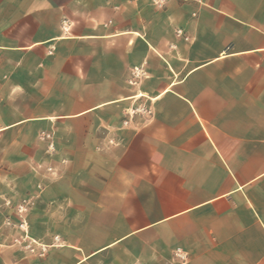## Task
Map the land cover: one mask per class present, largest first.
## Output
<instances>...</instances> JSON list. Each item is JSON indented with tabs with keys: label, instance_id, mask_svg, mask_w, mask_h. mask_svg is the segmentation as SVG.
I'll list each match as a JSON object with an SVG mask.
<instances>
[{
	"label": "crops",
	"instance_id": "1",
	"mask_svg": "<svg viewBox=\"0 0 264 264\" xmlns=\"http://www.w3.org/2000/svg\"><path fill=\"white\" fill-rule=\"evenodd\" d=\"M4 150L0 264H264V0H0Z\"/></svg>",
	"mask_w": 264,
	"mask_h": 264
},
{
	"label": "rangeland",
	"instance_id": "2",
	"mask_svg": "<svg viewBox=\"0 0 264 264\" xmlns=\"http://www.w3.org/2000/svg\"><path fill=\"white\" fill-rule=\"evenodd\" d=\"M42 133H50V138L48 139H42L41 134ZM38 138L42 141L44 145V152L43 157L41 159L35 160L31 162V170L35 176V179L38 183V188H43L47 182L55 180L61 176L60 169L56 167V165H64L66 163L65 158H56L55 154V143H54V132L52 129L48 130H42L39 132ZM52 141L53 143V149L48 150V142ZM3 157H0V167H5V165L10 161L9 158L5 157L6 150H4L2 153ZM58 159V160H57ZM58 161V163H56ZM48 168H51L48 170ZM34 198L35 196L31 195H20L15 200H3V203L6 206H10V213L12 218L14 219L13 222L10 221V219L7 217L5 224L15 227L18 231L17 236L12 238V244H14L17 247H20L24 249L26 252L34 253L37 258H42L46 255V247L42 249V245L33 240L29 237V224L27 215L31 211L33 204H34ZM23 204L25 206V210L22 213L18 212V205ZM24 219L26 221L25 228H21L19 226L20 221ZM39 247V251H37V248ZM142 258L140 261H136L134 264H148L151 258L147 254H142ZM153 260L162 261L164 263H168L171 261L170 255H162L157 254L156 258L154 255H152ZM113 260L115 262L121 261V257L119 255H114Z\"/></svg>",
	"mask_w": 264,
	"mask_h": 264
},
{
	"label": "built area",
	"instance_id": "3",
	"mask_svg": "<svg viewBox=\"0 0 264 264\" xmlns=\"http://www.w3.org/2000/svg\"><path fill=\"white\" fill-rule=\"evenodd\" d=\"M155 4H161L164 0H152ZM179 32V31H177ZM139 76V72L137 68H134L131 74V79L130 82L133 83L134 82V78H137ZM41 138L42 139H48L50 138V133H42L41 134ZM53 149V143L52 141L48 142V150H52ZM51 168H48V170ZM25 206L23 204H19L18 205V212L22 213L25 210ZM19 226L21 228H25L26 226V221L24 219H22L19 223ZM171 260L174 262H177L179 264H184L187 262V254L184 253L182 251V249L180 247H175L172 250V254H171Z\"/></svg>",
	"mask_w": 264,
	"mask_h": 264
}]
</instances>
